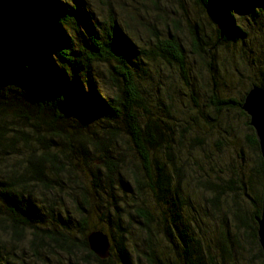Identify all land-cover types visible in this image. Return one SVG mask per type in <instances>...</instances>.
Instances as JSON below:
<instances>
[{"label": "trees", "instance_id": "obj_1", "mask_svg": "<svg viewBox=\"0 0 264 264\" xmlns=\"http://www.w3.org/2000/svg\"><path fill=\"white\" fill-rule=\"evenodd\" d=\"M230 3L193 0L218 10L223 36L211 21V40L179 11L166 26L160 0L151 2L160 32L142 25L134 5L120 6V22L108 1L98 13L87 0H0V264H114L89 249L97 225L112 235L119 264L230 263L241 255L231 253L239 233L264 264L255 224L264 164L241 110L245 95L221 98V83L207 81L226 74L213 62L216 48L242 40ZM240 3L264 12L263 0ZM252 85L264 90V77ZM228 112L244 119L249 170L223 160L235 147ZM223 205L235 224L230 242L200 226Z\"/></svg>", "mask_w": 264, "mask_h": 264}, {"label": "rangeland", "instance_id": "obj_2", "mask_svg": "<svg viewBox=\"0 0 264 264\" xmlns=\"http://www.w3.org/2000/svg\"><path fill=\"white\" fill-rule=\"evenodd\" d=\"M87 1L90 4L91 9L93 11L96 10L98 13H100L101 11L102 13H105L107 11V7L100 6L99 3L102 2L106 3L107 1L111 2V4L114 6V8L117 11L116 17L120 22H122L121 17L123 12L120 11L121 10L120 6L126 7L128 5H134L139 9L138 15L140 19H143L142 25L148 28L153 27L158 32H160L161 27H165V24L162 23L163 21L159 20L158 18V15L161 12L160 11L156 12L155 10L152 9L151 2H153L154 0H87ZM230 1H231L230 3L231 15L233 16L234 22L236 23V24L234 23L236 27V29H234L235 35H240L242 37V40L245 41V43H242L241 39H238L235 43H232L229 40L227 42H224V44H221L219 48L217 47L214 55L215 59L213 62L219 65V67H216L217 70L220 68V70L224 71L226 74L224 75V78L223 76L216 74L212 75L211 78L207 76V81L211 82V80H213L221 83V84L217 83V89L219 91L221 90L222 92L223 91L224 92L223 93L219 92L217 94L219 97L225 99L229 97L231 99L239 100L241 97L246 95L249 89L253 86L252 83H258V81H260L264 77V12L260 11L263 12V14L262 13L257 14L255 12L249 13V10L246 8V6H243L240 3V0H230ZM160 5L165 7L162 16L164 22L167 23L166 26H170L171 20L178 19L179 15L175 16L174 12L179 11V13L182 12L187 17H189L192 23L196 22L201 27V29L208 34V35L205 34V38L206 36H208V39L211 40L215 39L214 37L215 32L211 30L212 28H214L211 19L209 18L207 13L203 11L204 9H201V7L199 8L197 6H194L193 0H181V5L180 2H178L177 5L176 4L174 5L172 1L169 4H167L166 0H164V2L160 0ZM186 16H183V20L180 19V21H183V23H181L182 24L181 32H182V38L186 41H189V29L187 26L184 25V19H185L184 17ZM144 29L141 28L139 30L140 38H143V40H147L149 36L146 35L147 32ZM200 36H204V34L200 32ZM223 58L228 59V61H224ZM229 58H231L232 62L229 60ZM197 62L199 61L196 60V62L192 63V66L195 68L200 67L201 65L198 64ZM220 64H222L221 67ZM227 115L228 116L225 119V121L229 122L231 125L234 126V129H232L228 133L227 140H229V145L231 144L234 145L235 147L232 148L233 151L232 157H228V155L225 154L226 156L224 157L223 160H227V159L229 160L230 158H233V160L236 162L234 166L235 170L239 169V165L243 166L246 164H247L246 167L249 170V168L252 166L253 156L250 149L246 145L242 144L243 135H245L248 132L246 131L247 128L244 127V119L238 117L234 112H228ZM237 143L239 145L238 147H237ZM241 145H243L241 148L242 150L241 153L243 157L238 160L236 154L238 151H240L239 148ZM245 170L247 171V169ZM232 171L233 170H231L230 168L227 175H224L223 178L225 180H228V178L235 173L234 171L233 172ZM185 193L184 194L182 193V196L185 197L184 201L192 200V202H194L197 200L194 203L196 205L200 204V201L198 200L199 198H196V196H198L197 193H194L195 196L193 195L192 192L191 194H187V191ZM210 196H211L210 194L205 195L206 198ZM244 199L245 198H243V200ZM202 200H204L203 197ZM188 202L189 201H187L186 203ZM208 206L211 209L213 208L211 205ZM219 207L220 206L215 207L218 209V211L216 212V215L214 217L210 215V217L213 219L209 223L206 222L207 225L204 226L205 228H203V223L200 225L202 226L201 230L202 231L211 230L212 235L217 237H219L221 233L226 232L228 234L229 242L234 241L235 224L230 219V216L226 215L228 212H225L227 211L225 205H223L221 208ZM244 209L247 211L248 214L251 213V207L249 206L248 203L246 204ZM95 220L96 219H92V221ZM103 227L104 226L102 225H97L96 229L88 232L87 236L91 232L101 231L103 234H105L108 237V240L111 242L112 235H110L106 231V229H103ZM237 238L240 241V247L232 248L231 253L233 255L236 252L241 251L239 252L241 255L236 254V256H234L233 262L229 263L227 261L226 264H260L255 256L256 250L254 249L253 246L249 245V243L246 242L247 239L245 235L239 233L237 234ZM1 247L2 245H0V248ZM109 252L110 255L108 256V258L113 260L114 264H119L118 259L116 260V256H115L116 247L113 249V251H110L109 249ZM4 254H5L4 258L7 261L13 260V257L11 256V251H8L7 253Z\"/></svg>", "mask_w": 264, "mask_h": 264}, {"label": "water", "instance_id": "obj_3", "mask_svg": "<svg viewBox=\"0 0 264 264\" xmlns=\"http://www.w3.org/2000/svg\"><path fill=\"white\" fill-rule=\"evenodd\" d=\"M211 21L215 23L219 31L220 38L223 36V26L216 7H210L206 11ZM241 110L248 116L249 125L255 134L259 153L264 164V90L252 86L246 93L241 104ZM256 239L260 247L261 253L264 257V187L261 198L260 215L256 217ZM87 242L90 251H92L98 258L106 259L109 256L110 243L108 237L101 231L91 232L87 236Z\"/></svg>", "mask_w": 264, "mask_h": 264}, {"label": "bare ground", "instance_id": "obj_4", "mask_svg": "<svg viewBox=\"0 0 264 264\" xmlns=\"http://www.w3.org/2000/svg\"><path fill=\"white\" fill-rule=\"evenodd\" d=\"M109 241V240H108ZM109 243H110V241H109ZM109 249H110V247H109Z\"/></svg>", "mask_w": 264, "mask_h": 264}]
</instances>
